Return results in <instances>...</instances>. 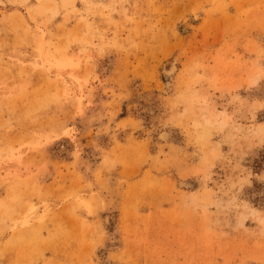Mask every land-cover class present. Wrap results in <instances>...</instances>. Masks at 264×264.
Listing matches in <instances>:
<instances>
[{
  "label": "rangeland",
  "instance_id": "374dc122",
  "mask_svg": "<svg viewBox=\"0 0 264 264\" xmlns=\"http://www.w3.org/2000/svg\"><path fill=\"white\" fill-rule=\"evenodd\" d=\"M0 264H264V0H0Z\"/></svg>",
  "mask_w": 264,
  "mask_h": 264
},
{
  "label": "bare ground",
  "instance_id": "6f19581e",
  "mask_svg": "<svg viewBox=\"0 0 264 264\" xmlns=\"http://www.w3.org/2000/svg\"><path fill=\"white\" fill-rule=\"evenodd\" d=\"M168 75V74H167ZM44 179V178H43Z\"/></svg>",
  "mask_w": 264,
  "mask_h": 264
}]
</instances>
